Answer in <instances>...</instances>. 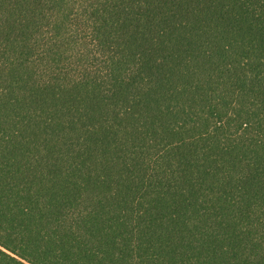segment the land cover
<instances>
[{
  "label": "trees",
  "instance_id": "1",
  "mask_svg": "<svg viewBox=\"0 0 264 264\" xmlns=\"http://www.w3.org/2000/svg\"><path fill=\"white\" fill-rule=\"evenodd\" d=\"M0 264H264V0H0Z\"/></svg>",
  "mask_w": 264,
  "mask_h": 264
}]
</instances>
